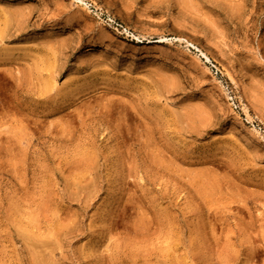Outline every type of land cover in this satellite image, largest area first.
I'll use <instances>...</instances> for the list:
<instances>
[{
	"label": "rangeland",
	"instance_id": "374dc122",
	"mask_svg": "<svg viewBox=\"0 0 264 264\" xmlns=\"http://www.w3.org/2000/svg\"><path fill=\"white\" fill-rule=\"evenodd\" d=\"M0 264H264V0H0Z\"/></svg>",
	"mask_w": 264,
	"mask_h": 264
}]
</instances>
